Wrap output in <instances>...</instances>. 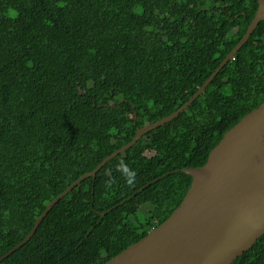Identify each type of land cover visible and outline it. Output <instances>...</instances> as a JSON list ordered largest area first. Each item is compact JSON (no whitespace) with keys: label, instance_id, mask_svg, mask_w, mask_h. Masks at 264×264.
Here are the masks:
<instances>
[{"label":"trees","instance_id":"16d2710c","mask_svg":"<svg viewBox=\"0 0 264 264\" xmlns=\"http://www.w3.org/2000/svg\"><path fill=\"white\" fill-rule=\"evenodd\" d=\"M258 0H0V257L137 129L182 106ZM264 101V20L178 116L73 187L0 264H102L162 223ZM233 264H264V234Z\"/></svg>","mask_w":264,"mask_h":264},{"label":"water","instance_id":"95a60500","mask_svg":"<svg viewBox=\"0 0 264 264\" xmlns=\"http://www.w3.org/2000/svg\"><path fill=\"white\" fill-rule=\"evenodd\" d=\"M264 20V0L245 34L198 90L171 114L137 129L134 138L106 156L57 195L36 219L29 234L0 257L26 243L48 211L73 187L148 131L185 110L208 86ZM192 183L180 205L144 237L102 264H233L264 234V101L225 132L201 166L186 167Z\"/></svg>","mask_w":264,"mask_h":264}]
</instances>
